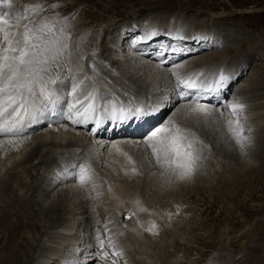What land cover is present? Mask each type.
Returning a JSON list of instances; mask_svg holds the SVG:
<instances>
[{
	"label": "rangeland",
	"instance_id": "obj_1",
	"mask_svg": "<svg viewBox=\"0 0 264 264\" xmlns=\"http://www.w3.org/2000/svg\"><path fill=\"white\" fill-rule=\"evenodd\" d=\"M9 1L19 2L18 7L14 9L21 10L20 12L24 10L23 4H25V2L43 6L44 9L43 11H40L39 9H31L29 16H31L32 19L28 23H23V21L17 23L10 19L9 30L13 32L22 33L24 31L25 24H27L29 27H37L42 22L47 21L55 25L56 33L59 35L61 30L59 23H64L67 21L69 23H78L76 25V30L78 32L76 44L73 45L70 43L72 40L69 41V45H71L64 53V57H61V59L65 61L63 62L61 60L63 63L61 69L63 67L64 68L62 69L61 75H59V77L60 80H67L69 82L67 89L71 88L70 85L72 83H70V81L73 82L72 77H74L76 80H85L83 82L84 88L80 95H83L82 93L86 92V89H88L91 84H95L98 86L99 91L100 89H104L105 91L107 90L109 94L111 93V96L113 92V95L116 94L118 97H120V99L123 100H129L131 98L138 100H144V98L145 100L148 99L149 92L141 91L138 83L135 86V84L133 85V83L127 82L126 79L121 80L123 76L122 72L125 71L124 74L126 76L135 75L136 78H143V87H147L148 81L159 85L160 88L157 89L156 92L159 98H161V96L162 98L166 96V98L177 102V100H175L177 98L175 93H179V91L174 89H177V78L173 75V73H176V75L181 79H185L191 75L195 76V74H197L196 71L198 70L201 73L200 75H205V77H208L207 75L210 76V74H212L210 72L213 70V68L216 70L220 66L222 67L224 65L222 67L223 69L224 67L226 68L224 70L232 69V67H234V70L238 69L240 71L241 68V71H243L235 79L236 81L233 80L230 87L232 90L230 89L225 100H231L229 95L233 98L241 97L242 100L244 99L243 102H241V104L245 105L241 118H244L245 115H249L251 111L253 113L250 115L251 117L245 116L244 120L242 118L245 129L244 135L250 136L251 138L250 144H247L243 151H241L239 146L235 144L234 140L228 136L227 124L228 121L234 120V117L225 113H219V117H221L225 124L223 125L224 127L222 126L224 130H221V125L217 120L212 123V130L215 135L216 148L218 151L214 150V148L210 146V143H206L202 140H199L200 138H196L198 143H196L195 147L200 151L202 158L198 161L197 171L194 173V175H192L189 182L185 180H177L171 175L170 171H166L164 168H161L151 153L137 152L135 155H133L134 161L137 165V171L135 174L128 173V171H126L128 168L122 167L125 165L122 164L123 162L121 160L105 161L104 154L100 152V150H102L101 147L104 148V146H102L103 144L100 146L98 144H94V147H99L98 151L100 153L96 155L97 159L94 162L88 160V157L83 153V148L84 146L89 147L93 145L90 143V139H88L84 146L80 148H71L69 152H65L64 154L59 151L55 156L45 157L40 155L41 161H34H39L38 163L33 162L34 164H24L26 166L30 164V167L28 166L26 168H29L31 171L29 170V172L24 174L21 173V167L18 168L19 170L17 173L20 182L17 185L13 182L12 190L13 194L17 193L16 196H20V188L24 185L25 189L23 190H25V192L28 194L27 197L24 195L25 197L23 199L26 198L25 202L29 204V202L34 198V200L38 203V205H33V210L40 211L41 206L45 208L52 204L53 200L57 199L58 197V193L55 194V191L52 192V190L57 186L58 187L56 188V191H59L62 188L63 191L65 190V194H61L62 197L57 213H53L48 216H40V218L42 217L41 220L43 221L41 224L44 225V228L39 233L41 236L31 234L33 231L34 233L37 232V229L33 228V225L31 224L33 222L31 220L28 222L27 218L22 217V215L20 216L24 208L22 209L20 207H15V210L11 208L8 209L9 217H4L5 219L0 224V254L2 253L1 256L7 255V259H5L7 261L3 260L4 262H2V264H36L40 257H44V255L47 254L46 251L49 250V245L51 247L56 245L59 247V252L63 250L66 256H68L69 253L74 259H77L78 257L79 260L75 259L76 261H73V264H79V262H81V264H97V261L99 264H104L105 260L107 261V264H151L145 260L143 253L138 251L139 249L136 247V245H132V241L129 239L128 233L125 232L127 225L126 223L128 221H121L119 218H117L119 215L114 209V197L115 195L121 196L124 192L132 194L140 201L142 205L141 209H143V211L140 210L137 215H143L147 213L154 214V224L156 223L155 225L157 227L153 233L147 230L148 236L146 235L141 241L144 245L146 244L149 247L151 245V248L155 250V258L159 260V263L156 264H231L232 260V264H236L238 261L242 260L243 257H263V247L259 251L260 254L257 253L253 248L264 245V225H259L260 223L264 224V109H261L262 106L258 105V103L261 101L258 102L255 100V97L261 92L258 91L259 88L264 85V67H262L264 65V52L262 50L264 45V0ZM12 9L10 8L9 10L12 11ZM161 14H165L166 17ZM177 14H182L184 16L182 22L187 26L186 35L188 36V41L192 42L186 45L189 48L185 46V49L188 48L191 50L193 47L196 48L198 43L201 41H203L201 42L203 47L207 46V50L205 51L206 53L204 52L197 56L200 57L207 55L212 53V51H222L225 55H227L224 50V46L226 48H239L241 45L240 43L243 41L244 43L242 49L247 53L244 51H233V53L231 52L226 58V62H223V60L220 59L219 62L215 61L213 64L208 63L201 66H194V64H187L185 61H181V64L172 63L167 65V67L166 64H162V61L158 59L153 60L150 57L140 58V56L137 54V51L130 48L131 45L130 47L123 45L118 50H116V48L112 47L111 45L113 42L112 40H114L113 38L119 32L118 27L116 28L117 24L119 25L125 21L129 23L135 19L144 17V15H152L154 18L151 19L156 21L159 20L162 22V20L166 21L168 19V22H170L173 18L172 16ZM156 24L162 27L164 26L162 23L157 22ZM64 33L67 35L68 32L64 30ZM198 35L202 37L200 38V41H195L197 39L196 36ZM132 37V40L136 39L134 38V35H132ZM205 37L208 39V42L204 41ZM239 39L242 42L239 41V43L236 41ZM257 42L258 45L256 44ZM87 46L90 47L87 48ZM129 49L134 51V55ZM69 52L71 55H73V58L76 57V61L71 64L67 62V55ZM99 54H102L100 60H98ZM247 55H253L251 58L252 60L246 61ZM104 56H106V58H109L110 56L112 59H117L121 56V58L118 59L120 63L118 62L119 64L117 63L116 66L112 65L102 59ZM132 56L139 57L138 59L141 61L135 59V63L137 64L131 66L130 64L133 63L134 60V57L132 58ZM84 59L87 64L84 62ZM124 60H129L131 63L129 64V62L126 61L123 62ZM137 60L141 63H139ZM73 64L77 68L78 66H81L83 68L82 71L77 70V73H74L75 67ZM96 64H104L103 66L107 69V72L105 73L101 70V67L103 66L99 67ZM184 64L187 65L185 66ZM190 66L191 69L188 70ZM192 67L196 70H192ZM72 68L74 69L71 70ZM185 68H187L186 71L189 73H186ZM53 70H55V66H53ZM164 72H166L167 75L166 73L164 74ZM85 75L90 78L91 82L88 79H83ZM82 76L83 78H81ZM167 78L168 80H164ZM111 82L114 83L112 84ZM126 82L129 84V86ZM242 88H244V90L252 88L251 90L253 91H250L248 95L246 94L247 91L240 95H236V93L233 92L241 90ZM164 91L165 93L167 92L166 94L171 98L167 97V95L163 93ZM66 95H69L67 100L69 99L68 102L71 103L73 97H71L70 92H66ZM157 95L156 97H158ZM222 101L223 99L214 105V108H216L217 111L226 110V104ZM187 102H191L193 104L197 101L192 99L184 100V103ZM180 104L181 102L175 103L176 108ZM108 105L109 104L107 103V108ZM124 107L126 108L127 105ZM129 107L131 108L134 106L129 105ZM175 109L174 107L170 108L168 111L169 113L164 115L159 121V126L165 123V120H168L171 115H174ZM246 117H249V121ZM208 119L212 120L211 118ZM69 122L70 121L67 119L64 120V125L67 126L68 129H71L72 125ZM168 123L172 125L176 124V122H172V120H169ZM47 126L53 125H43L39 127L38 130L44 127L51 128ZM66 129H63L62 133L57 137L58 141L62 140L63 136H65V138L68 140L74 138L73 134L65 131ZM91 129L92 126L89 129L72 128L74 132H79V134L82 132L86 133L87 135ZM38 130L35 129V133ZM54 132L56 131L54 130ZM1 137L15 140V138H20L21 136H17L15 138L8 136H0V138ZM119 138L122 137L119 136ZM124 138L127 139L128 137L125 136ZM113 140L115 141L116 139ZM113 140L105 138L104 143L106 144L108 141ZM11 145L12 144H6V146L4 145L5 147H0V170L2 172H5L7 169H9V167H11V165H13L15 158L18 157L17 159L20 160L22 156H24L18 155L19 153H17L18 156L16 155L13 159H11L12 157L9 156H13L16 144H13L12 146ZM58 150L68 151L60 148H58ZM75 154H77V156H75ZM8 157L10 161H5V159ZM66 162H68L69 165L71 162H73V164L76 162L77 164L81 165L78 173L83 169H87L90 172L88 173L90 178L83 186H81L79 182L76 184L73 179H70L69 182L61 180V182H59V180L56 179L54 182L49 183L50 180H54L51 178V176L56 175V173L60 174V172L57 171H59L60 166H65ZM74 172L75 171H72L71 175H73ZM74 175H76V172ZM4 177L5 176H2L1 173L0 180ZM30 181H32V183ZM47 184L51 185L49 186ZM52 184L53 188H50ZM68 187L71 188L67 189ZM47 191L48 194L46 195L45 193ZM3 194H5V191ZM29 197L31 200H29ZM13 198L15 199V197ZM13 198L10 199L13 200ZM11 200L7 202L6 198H4L0 192V201L2 202L0 207L4 206V203L9 207ZM125 207L128 208V205ZM154 211L159 213H152ZM18 213L19 215L17 216ZM155 214L158 216H155ZM2 218V213H0V220ZM14 219H16V221H14ZM24 220H27V222ZM163 222L165 224L167 222L168 225H165ZM21 226L25 228H22ZM247 233L249 234L246 237ZM56 234H58V236ZM60 234L62 235L59 236ZM73 235L77 236L74 237ZM81 235L82 237H80ZM68 237L74 238L72 239L75 246L74 248H76V246L79 244V251L70 250L72 249L70 242L71 239ZM97 237H100V239L104 241L105 247L103 254H101ZM26 238L29 239L30 242L25 243L23 240ZM55 240L62 241L61 243L63 245L61 243L57 244L59 241L56 242ZM51 241H55V244ZM30 243L32 244V250H28L29 257H25V255L22 254L25 249L23 245L26 246ZM59 245H62L63 249ZM112 245H115V247ZM12 246H14V248L11 250ZM20 247L23 251H21V249L18 250ZM111 249H114L115 251H112ZM69 250L72 252H69ZM81 250H84L86 253L81 252ZM63 251L61 253H63ZM115 252H120L121 255L116 256L113 254ZM24 257L26 259H24ZM8 258H12L13 260ZM256 258L251 260V264H256ZM59 260V258H55L54 256V258L52 257L48 264H53V262L54 264H57V262L58 264H62L61 260ZM68 263L72 264V262Z\"/></svg>",
	"mask_w": 264,
	"mask_h": 264
},
{
	"label": "bare ground",
	"instance_id": "obj_2",
	"mask_svg": "<svg viewBox=\"0 0 264 264\" xmlns=\"http://www.w3.org/2000/svg\"><path fill=\"white\" fill-rule=\"evenodd\" d=\"M40 2V1H39ZM53 2V1H52ZM18 3L19 2H10L9 0H7V2H5V0H0V15L4 14V13H7V15L5 16L6 19L10 20L12 19V21H15L17 22V17H20V20H19V23L21 21H23V23H28L32 17L29 16V14L31 13V9H37L35 7H32V6H35L37 4H31L30 2H25V4H23V7H24V10L22 12H20L21 10H16L14 8H17L18 7ZM49 3V2H48ZM144 3V2H143ZM155 3V2H154ZM22 5V4H21ZM12 9L9 10V9ZM10 11V12H9ZM157 12V11H156ZM200 14V13H198ZM36 15V14H35ZM161 15H164L165 14H161ZM163 16V17H164ZM195 16V15H193ZM201 16V15H200ZM26 17V18H25ZM162 17V16H161ZM166 17V16H165ZM168 17V16H167ZM173 18L169 19L170 22H168V19L165 21V20H162V22H160L157 18L158 21L156 20H153L151 18H154V16H146L144 15V17L142 18H139V19H135L134 21L132 22H122L121 24H117L116 28L118 27L119 29V32L116 34V36L113 38L114 40H112V47L116 48V50H118L121 46H126V47H131L130 48H134L136 49L138 52V56H140V58H143V57H150V56H141V52L142 51H145L146 49H149L150 50V55H157L158 56V59L162 60V61H165L166 59H168V57H172V56H176L177 55V51H179V54L178 56H176V59L173 61H165L166 63V66L169 65V64H181L180 62L181 61H185L187 64H194V66H201V65H205V64H208V63H212L215 62V61H218L221 59L223 60V62H226V58L229 56V54L233 51L234 52H237V51H244L246 52L245 50H243V43L244 41H240L239 40H236L237 42H242L240 43V47H234V48H230V47H225L224 46V50L225 52L227 53V55L224 54V52L222 51H216V52H213L212 53H209L207 55H203V56H197V55H201L202 53H204L206 50H207V46L206 47H203L201 44V41L200 43H198V46H197V43H196V48L193 47L191 50L188 49L189 47L186 46L188 45L189 43H192L191 41L189 42L188 41V36L186 35L187 34V26L185 23L182 22L184 16L182 14H177V15H174L172 16ZM156 18V17H155ZM202 18V17H201ZM212 18V17H211ZM232 18H235V17H232ZM63 19V18H62ZM162 19V18H161ZM227 20V19H226ZM90 21V20H89ZM162 23L164 24V26H159L157 25L156 23ZM200 22V21H199ZM207 22V21H206ZM62 23V22H61ZM59 23L60 27L63 28L66 32H68L67 34H70L71 35V40L72 42H70L71 44L75 45L76 44V40H77V35H78V32H77V24L76 22L75 23H69L68 21L67 22H64V23ZM87 23V22H86ZM169 23V24H168ZM168 24V25H167ZM101 25V24H100ZM200 26V25H199ZM100 27V26H99ZM107 31V30H106ZM131 34V35H130ZM206 34V33H205ZM132 35H134V38H136L135 40H132ZM183 35V37L180 39L179 37H181ZM223 35V34H222ZM197 39L195 41H200V38L202 36H196ZM95 38V37H94ZM194 38V37H193ZM236 39V38H235ZM210 40V38H209ZM212 40V39H211ZM232 40V39H231ZM83 41V40H82ZM206 42H208V39H206L205 37V40ZM220 41V39H219ZM142 42H147V45L144 46ZM204 42V43H206ZM215 42V41H214ZM105 43V42H104ZM125 43V44H124ZM195 43V42H194ZM210 43V42H209ZM208 43V44H209ZM213 43V42H212ZM70 44V45H71ZM215 44V43H214ZM229 44V43H228ZM254 44V43H253ZM258 45V42L256 43ZM255 44V45H256ZM263 44V43H262ZM72 45V46H73ZM89 45V44H88ZM110 45V46H111ZM221 45V44H220ZM246 45V44H245ZM256 45V46H257ZM261 45V44H259ZM185 46L188 47L187 49H185ZM192 46V45H191ZM202 46V47H201ZM90 46H87V48H89ZM212 47V46H211ZM132 48V49H133ZM195 48V49H194ZM209 48V47H208ZM258 48V47H257ZM261 48V46H260ZM105 50V49H104ZM131 50V49H129ZM262 50L264 52V45L262 47ZM72 51V50H70ZM115 51V50H114ZM132 51V50H131ZM252 51V50H251ZM250 51V52H251ZM122 52V51H120ZM134 51H132L133 53ZM262 52V51H261ZM112 53V52H111ZM206 53V52H205ZM247 53V52H246ZM118 54V52H117ZM128 54V53H126ZM100 55V56H99ZM98 55V60H100L102 54H99ZM116 55V54H115ZM123 55V53H122ZM134 55V53H133ZM137 55V54H136ZM125 56V55H124ZM194 56H197V57H194ZM253 55H247V58H246V61H250L252 60ZM64 57V56H62ZM92 57V56H91ZM118 57V56H116ZM127 57V55H126ZM134 56H132L133 58ZM76 58V57H75ZM75 58H73V55H70L69 54L67 55V62L68 63H73L75 60ZM87 58V57H86ZM94 58V57H93ZM121 58V56L119 57ZM119 58H113L112 57L110 58H106V56L102 57L103 60H105L106 62L112 64V65H115L120 61H118ZM139 57H134L133 59V63L126 61L124 60L123 62H129V64L131 66H133L134 64H137L135 63L136 60L135 59H138ZM60 58L59 60V63H60V68L59 69H56L55 70H52L51 72V76L52 77H55L57 75V73L59 75H61V72H62V61L64 62L65 60H62ZM123 60V58H122ZM140 60V59H138ZM137 60V61H138ZM150 60V59H149ZM154 60V59H153ZM264 60V59H263ZM130 61H131V58H130ZM141 61V60H140ZM140 61H138L139 63H141ZM146 61V59H145ZM144 61V62H145ZM151 61V60H150ZM84 62H85V59H84ZM104 62V63H106ZM231 62V61H229ZM235 62V61H234ZM86 63V62H85ZM118 63V64H119ZM147 63V62H146ZM150 63V62H149ZM155 63V61H154ZM159 63V62H158ZM238 63V62H237ZM240 63V62H239ZM87 64V63H86ZM122 64V63H121ZM126 64V63H125ZM148 64V63H147ZM187 64H184L185 66ZM217 64V63H216ZM230 64V63H229ZM74 65V64H73ZM72 65V66H73ZM98 65V64H96ZM104 65V64H103ZM103 65H98L99 67L103 66ZM124 65V64H123ZM150 65V64H149ZM235 65V64H234ZM246 65V64H245ZM87 66V65H86ZM107 66V65H106ZM138 66V65H137ZM144 66V64H143ZM224 66V65H223ZM222 66V67H223ZM229 66V65H228ZM66 67V66H65ZM75 67V65H74ZM98 67V68H99ZM109 67V66H108ZM120 67H123V66H120ZM129 67V66H128ZM168 67V66H167ZM221 66L219 68H217V65H216V70L213 68V70L210 72V73H216L217 76H220L221 73H223L224 75L228 76L229 79L226 81V83L220 87L219 89H216L214 88L213 90L211 91H201V94H203V96H200L199 98L197 97H194V95L192 93H188L187 95H184L183 98H182V93L183 92H180L181 88H174L176 91H179V93H175L177 95V98L175 100H177V102L173 101L172 99H168L165 97L162 98H159V96L157 95V89L160 88L159 85H157L156 83L154 82H151V81H148V85L147 87H143V84H142V81H143V78H136L135 75L134 76H126L123 73V76H122V79L121 80H127V82L129 83H133V85L135 84V86L137 85L138 83V86H140V89L141 91H145V92H149V98L145 100H138V99H135V98H131L129 100H123V99H120V97H118L116 94L113 95V92H112V96H111V93L109 94L108 91L106 90H102L100 89V91L98 90V86H96L95 84H91L89 86L88 89H86L87 91H91V92H94L96 94L97 97H103V99H98L96 101L97 105H98V109L99 108H103L102 106L104 104H109L108 105V108H110V106H112L113 104L117 105V107L120 105H128L130 103H133V101H136L135 102V106H140V107H144V106H148V107H152V108H158V111H156L154 114L152 115H147L145 116L144 118L142 119H132V120H128L127 122L125 123H122V124H116V123H110L109 120L104 117V118H100L102 120V124L98 127L96 126L94 120H93V124H94V129L93 131L88 132V135L86 133H80L79 132H74L72 130V128H82V129H88V127L90 125H87V124H84V123H81V124H75L74 125L72 124L71 126V129H68L67 126L64 125V120L63 118H61V116L59 115V109L60 107L62 106V102L65 98L66 95V92H62L61 93V96L59 98V102L57 103L56 105V112L55 114H52V113H46L42 116H40L37 120L33 121L32 124L30 126H26L24 127L22 130H21V134L19 136H21L20 138H15L14 139H11V138H0V147L1 146H6V144H16V148L14 150V154L13 156H9V157H12L11 159H13L17 153H19L18 155H24L22 156V158L19 160L17 158L14 159V162H13V165H11V167H9V169H7L5 172H2L0 170V174L2 173V176H5L3 179L0 180V192L2 193L3 197L6 198V201H10L11 199L10 198H13L15 197V199L13 198V200H11V204L10 206L8 207L7 205H5L4 203V206H1L0 207V213H2V219L0 220V224L1 222L6 218V217H9V212H8V209L11 208V209H14L15 207H20V208H24L23 209V212L20 214V216L22 215V217H25L27 218L28 222L29 220H31L33 223H31L33 225V228L37 229V232L34 233L31 232V234H35V235H38V236H41L39 233L40 231H42V229L44 228V225L41 224V222H43L40 218V216H48V215H51V214H55L58 212V206L60 204V200H61V197H62V193H64V191L62 190H57L56 191V187L55 189L52 190L55 191L54 193L57 194L58 193V197L57 199H54L53 200V203L48 205L47 207L43 208L42 206L40 207V211H36V210H33V205H38V203L34 200H31V198L29 200H31L28 203H26V198L23 199L25 196L27 197L28 194L25 192V186H21L20 190H21V193L19 194L20 196H16V194L14 195L13 194V188H12V183L14 182L16 185L20 182L19 181V177H18V168L21 167V173H26V172H29V168H26L28 167L31 163H33L34 161L36 160H39L41 161V156L40 155H43L45 157H49V156H55L57 154V152L61 151V153H65V152H69V150L71 148H80L82 146H84V144L86 143V141L88 139H90V143H92L91 145L92 146H89V147H85L83 148V153L85 154V156L88 157V160H91V161H95L97 158L96 155H98L100 152H102L104 154V157H105V161H113V160H121L125 166H122V167H127L128 169L126 171H128V173L130 174H135L133 173L132 169L135 168L136 171H137V165L134 161V156L135 153L137 152H140V153H151V150L147 147V145L144 143V140L150 135V133L155 130L158 126H159V121L161 120V118L166 115L167 113H169L168 111L170 110V108L174 107V109L176 108V105L175 103H178V102H181V104L179 106H177V108L175 109V113L174 115H171L169 117L168 120H165V123L161 124L160 127H163V126H168V127H172L171 125L172 124H169L168 121L172 120V122H176V126L181 128L184 132H186L188 134V136L191 138V137H195L199 140H202L206 143H210V146H212L214 148V150H217L216 148V142H215V135H214V132L212 130V123H214L216 120L218 121V123L221 125V130H224L223 129V125L224 122L222 121L221 117H219V113H225L227 114L229 112V109H228V105L233 103V102H238V103H241L243 102V100L241 99V97H236V98H233V97H230L229 95V98L228 99L229 101H226L225 98L227 97V95L229 94V91H230V87H231V84L233 82V80H235L239 74H241L243 71H241L242 69L240 68V71L237 69V70H234L232 67V69H228V70H224L226 69L224 67V69L222 68ZM245 67V66H244ZM264 67V65L262 66ZM125 68V67H124ZM123 68V69H124ZM127 68V67H126ZM131 68V67H130ZM144 68V67H143ZM141 68V69H143ZM153 68V67H152ZM202 68V67H200ZM222 68V69H221ZM68 69V68H67ZM74 68H72L71 70H73ZM82 67L78 66L75 67V71L74 73L76 72L77 73V70L78 71H82ZM120 69V68H119ZM150 69V68H149ZM157 69V68H156ZM159 69V68H158ZM165 69V68H164ZM191 69V66L188 70ZM195 69L192 67V70ZM245 69V68H244ZM69 70V69H68ZM101 70L103 72H107V69L103 66L101 67ZM139 70V69H138ZM151 70V69H150ZM163 70V69H161ZM168 70V69H167ZM187 70V68H185V71ZM196 70V69H195ZM65 71V70H64ZM141 71V70H140ZM146 71V70H145ZM183 71V70H182ZM86 72V71H85ZM168 72V71H166ZM164 72V74L166 73ZM180 72V71H179ZM198 75V70L196 71ZM195 72V73H196ZM66 73V72H65ZM64 73V74H65ZM72 73V72H71ZM104 73V74H105ZM119 73V72H118ZM121 73V74H122ZM185 73V72H184ZM186 73H189L188 71H186ZM193 73V72H192ZM200 73V72H199ZM63 74V75H64ZM135 74V73H133ZM201 74V73H200ZM167 75V73H166ZM146 76V75H145ZM194 76V77H195ZM63 77V76H62ZM66 77V76H65ZM72 77V76H71ZM165 77V76H163ZM167 77V76H166ZM188 77V76H187ZM73 78V77H72ZM83 78V76L81 77ZM124 78V79H123ZM207 79V81L210 79V76L209 77H205ZM65 79V78H64ZM68 79V78H67ZM83 79H88L90 81V78L85 75ZM95 79V78H94ZM170 79V78H169ZM82 80V79H81ZM105 80V79H104ZM115 80V79H114ZM145 80V79H144ZM152 80V79H151ZM164 80H168L167 79H164ZM175 80V79H174ZM240 80V79H239ZM65 81V82H64ZM60 80L58 81V86L62 87V88H65L67 89L68 88V81L67 80ZM85 81V80H84ZM83 81V82H84ZM108 81V80H107ZM112 81V80H111ZM171 81V80H170ZM176 81V80H175ZM211 81V83H213L212 81L213 80H209ZM236 81V80H235ZM91 82V81H90ZM98 82V81H97ZM126 82V83H127ZM70 83H73L70 81ZM112 84L114 82H111ZM120 83V81H119ZM210 83V82H209ZM111 84V85H112ZM122 84V83H121ZM234 84V83H233ZM263 84H264V78H263ZM72 85V84H71ZM70 85V86H71ZM87 85V84H86ZM85 85V86H86ZM109 85V84H108ZM127 85L129 86V84L127 83ZM161 85V84H160ZM50 87H56L54 85H49ZM101 86V85H100ZM122 86V85H121ZM162 86V85H161ZM132 87V86H131ZM260 87V86H259ZM116 88V87H115ZM123 89H125L124 87H122ZM135 88V87H133ZM150 88V89H149ZM119 89V88H118ZM149 89V90H148ZM171 89V88H170ZM249 89V88H248ZM244 90V88H242L241 90H237V91H233L234 93H236V95H240L242 93H245L247 91V95L250 91H253L251 89L249 90ZM129 90V89H128ZM132 90V89H131ZM134 90V89H133ZM174 90V92H175ZM232 90V89H231ZM99 91V92H98ZM117 91V90H116ZM121 91V90H120ZM130 91V90H129ZM167 91V90H166ZM169 91V90H168ZM260 93L255 97L256 101H261L260 103H258V105H261V109H264V85L259 88L258 90ZM118 92V91H117ZM172 92V91H171ZM133 93V92H132ZM165 93V91L163 92ZM167 93V92H166ZM165 93V94H166ZM173 93V92H172ZM233 93V94H234ZM68 94V93H67ZM83 95L85 94L82 93ZM134 94V93H133ZM132 94V95H133ZM205 94V95H204ZM210 96V97H206L207 95ZM231 94V92H230ZM120 95V94H119ZM144 95V94H143ZM147 95V94H145ZM156 95L158 97H156ZM167 95V94H166ZM174 95V94H173ZM245 95V94H244ZM69 96V95H68ZM67 96V98H68ZM110 96V97H109ZM124 96V95H123ZM172 96V95H171ZM243 96V95H242ZM246 96V95H245ZM72 97V96H71ZM137 97V96H136ZM167 97L171 98L170 96L167 95ZM173 98V96H172ZM245 98V97H244ZM253 98V97H252ZM187 99H192V100H195L198 102H201L200 104L202 105H205L207 106L211 111L209 112V114L207 115H204L201 113H198V112H194L192 111L194 108H196V103H184V100H187ZM221 99H223V103L226 104V110H222V111H217L216 108H214V105H216ZM248 99V98H246ZM69 100V99H68ZM160 100V101H159ZM235 100V101H234ZM231 101V102H230ZM252 101V100H250ZM254 101V99H253ZM252 101V102H253ZM228 104H227V103ZM248 102V101H247ZM102 105V106H101ZM244 105V104H243ZM256 105V106H258ZM106 106V105H105ZM225 107V106H224ZM126 108H130L129 105L126 107ZM258 109V108H257ZM219 110V109H218ZM106 113V112H105ZM252 111L249 113V115H245V116H250L252 115ZM248 114V113H247ZM228 115V114H227ZM226 115V116H227ZM242 115V114H241ZM106 116V115H105ZM244 116V118H245ZM205 117V118H204ZM251 117V116H250ZM208 118H211L212 120H209ZM243 118V117H242ZM243 118V120H244ZM247 118V117H246ZM249 118V117H248ZM247 118V120L249 121V119ZM246 120V122H247ZM245 122V121H244ZM262 122V121H261ZM171 123V122H170ZM258 123V122H257ZM114 124V125H113ZM43 125H53V126H47V127H51V128H41L38 130L39 127L43 126ZM141 126L139 129H137L132 135H128V134H124L127 132V130L131 129V128H135V127H139ZM223 126V127H222ZM67 129H66V128ZM216 127V126H215ZM107 128L111 129L113 128V130L116 129V131H118L119 133H122V135H120L122 138H119L116 137V135H113L111 134V136H108L107 134L105 135V133L107 132ZM38 130L35 131L34 130ZM63 129H66L65 131L67 132H70L71 134H73L74 138H71V139H66L65 136H63V139L58 141L57 140V137L62 133V130ZM54 130L56 132H54ZM113 130L111 131L113 133ZM34 131V132H33ZM109 131V130H108ZM31 132V133H30ZM220 132V131H219ZM27 133V134H26ZM69 133V134H70ZM224 133V132H223ZM66 134V133H65ZM125 136H127L128 138H124ZM229 136V134H228ZM84 137V138H83ZM144 137V138H142ZM105 138H108V139H116L115 141H108V143H104V140ZM102 139V140H101ZM94 144L95 145H101L103 144L102 146H104V148L101 147L102 150H100V152L98 151L99 147L98 146H95L94 147ZM11 145V146H12ZM4 146V147H5ZM14 147V146H13ZM2 148V147H1ZM58 148L60 149H64V150H68V151H62V150H58ZM4 149V148H3ZM105 149V150H104ZM78 150V149H77ZM148 151V152H147ZM218 151V150H217ZM10 153V152H9ZM70 154V153H69ZM17 155V156H18ZM75 156H77V154H75ZM6 158L5 161H10V159ZM20 157V156H19ZM69 157V156H68ZM103 157V159H104ZM19 160V161H18ZM39 161L37 162H34V163H38ZM75 161V160H74ZM119 162V161H118ZM134 162V163H133ZM9 163V162H8ZM26 163H30L28 166L24 165ZM33 163V164H34ZM7 164V163H6ZM72 164V165H71ZM10 165V164H9ZM80 166L79 164H77L76 162L73 164V162L70 163V165L68 164V162H66L65 166L62 165V167L60 166L59 167V171L57 172H60V174L56 173V175L54 176H51L52 179H54L53 181L50 180L49 183L51 182H54L56 179L59 180V182L61 181H66V182H69L70 179H73L76 184L79 182V176L81 174V171L78 173V170L80 169ZM30 167V166H29ZM113 167V166H112ZM3 168V167H2ZM32 168V166H31ZM89 169V168H88ZM125 169V168H124ZM61 170V171H60ZM31 171V170H30ZM72 171H75L76 172V175H71L72 174ZM135 171V172H136ZM20 172V171H19ZM88 173H90L88 170H87ZM20 173V174H21ZM93 173V172H92ZM89 176V174H88ZM26 178V177H25ZM50 179V178H49ZM47 179V180H49ZM76 179V180H75ZM29 180V179H28ZM35 180V179H34ZM33 180V181H34ZM61 180V181H60ZM190 178L189 179H186L185 181L189 182ZM73 181V182H74ZM22 182V181H21ZM32 183V181H30ZM36 183V182H34ZM23 184V183H22ZM38 184V183H37ZM71 184V183H70ZM70 184H67V185H70ZM36 185V184H34ZM39 185V184H38ZM49 185V184H47ZM51 185V184H50ZM49 185V186H50ZM59 185V184H58ZM66 185V186H67ZM28 187V186H27ZM33 187V186H31ZM72 187V186H71ZM71 187H68L67 189H70ZM36 188V187H35ZM42 188V187H40ZM50 188H53V184ZM76 188V187H75ZM78 188V187H77ZM17 189V188H16ZM60 189V188H59ZM66 189V188H65ZM19 190V191H20ZM32 190V189H31ZM44 190V189H43ZM5 191V194H3V192ZM40 191V189H39ZM72 191V190H71ZM74 191V190H73ZM124 191V190H123ZM129 191V190H128ZM24 192V193H23ZM45 192V191H44ZM134 192V191H133ZM120 193V192H119ZM13 194V195H12ZM46 195L48 194V191L45 193ZM65 194V193H64ZM25 195V196H24ZM31 195V194H30ZM44 195V194H43ZM54 195V194H53ZM34 196V195H33ZM138 197V196H137ZM2 198V197H1ZM3 199V198H2ZM4 201V200H2ZM137 201L139 203H137ZM39 202V201H38ZM2 202L0 201V204ZM7 204V203H6ZM9 204V203H8ZM2 205V204H1ZM13 205V206H12ZM128 205V208L125 207ZM25 206V207H24ZM141 203L140 201L138 200V198H136L135 196H133L132 194L130 193H127V192H124L121 196H117L115 195L114 197V209L116 210L115 212L119 215V220L121 221H128L126 224V231L128 233V237L129 239L132 241V245L135 244L136 247L139 249L138 251H140L141 253H143V256L145 257V260L151 264H156V263H159V260L155 258V250L151 248V245L150 247L147 246L146 244H142V239L147 235L148 236V228H151V226L154 224L155 222V217L153 216L154 214H143V215H137V213L141 210ZM16 208V209H18ZM210 208V207H208ZM129 211H128V210ZM206 209V208H205ZM15 210V209H14ZM13 210V211H14ZM21 211V209H20ZM16 212V211H15ZM19 212V211H18ZM13 213V212H12ZM152 213H159L157 211H154ZM163 213V212H162ZM10 214H11V211H10ZM15 214V213H14ZM19 215V213L17 214V216ZM15 216V215H14ZM155 216H158L155 214ZM5 217V218H4ZM15 218V217H14ZM157 218V217H156ZM88 219V218H87ZM10 220V218H9ZM19 220V219H18ZM23 220V219H22ZM27 220H24L27 222ZM45 220V219H44ZM49 220V219H48ZM51 220V218H50ZM89 220V219H88ZM159 220V219H158ZM13 221V220H12ZM14 221H16V219H14ZM10 222V221H9ZM25 222V223H26ZM59 222V221H58ZM85 222V221H84ZM8 223V222H7ZM13 223V222H12ZM39 223V224H38ZM53 223V222H52ZM164 223V222H163ZM15 224V223H14ZM46 224V223H45ZM156 224V223H155ZM158 224V223H157ZM165 224V223H164ZM167 224V222H166ZM165 224V225H166ZM6 225V223H5ZM20 225V224H18ZM24 225V224H23ZM125 225V224H124ZM168 225V224H167ZM170 225V224H169ZM260 226H263L264 224L263 223H260L259 224ZM9 226V225H8ZM15 226V225H14ZM27 226V225H26ZM81 226V225H80ZM20 227V226H19ZM22 227V226H21ZM32 227V226H31ZM42 227V228H41ZM157 227V226H156ZM16 228V227H15ZM22 228H25V227H22ZM21 228V229H22ZM27 228V227H26ZM89 228V227H88ZM146 228V229H145ZM261 229L263 228L260 227ZM17 229V228H16ZM29 229V228H27ZM80 229V228H78ZM124 229V230H125ZM3 230V229H2ZM1 230V231H2ZM84 230V229H83ZM257 230V229H255ZM7 231V230H6ZM29 231H32V230H29ZM36 231V230H35ZM44 231V230H43ZM164 231V230H163ZM263 231V230H262ZM18 232V231H17ZM27 232V231H26ZM8 233V232H6ZM19 233V232H18ZM153 233V232H152ZM255 233V232H253ZM59 234V233H58ZM58 234H56L58 236ZM249 233L246 234V237L248 236ZM257 234V233H256ZM1 235V234H0ZM52 235V234H51ZM62 234H60L59 236H61ZM55 236V235H54ZM53 236V237H54ZM74 236V235H73ZM77 235H75L74 237H76ZM151 236V234H150ZM8 237V236H7ZM11 237V236H10ZM16 237V236H15ZM52 237V236H51ZM64 237V236H62ZM66 237V236H65ZM82 237V235L80 236ZM117 237H120V236H117ZM245 237V238H246ZM4 238V237H3ZM25 238V237H24ZM57 238V237H56ZM59 238V237H58ZM67 238V237H66ZM69 239H74V238H71V237H68ZM78 238V237H77ZM207 238V237H206ZM27 239V238H26ZM24 239L23 241L26 243V242H30L29 239ZM61 239V238H60ZM79 239V238H78ZM5 240V239H4ZM16 240V238H15ZM53 240V239H52ZM68 240V239H66ZM71 248L70 250H74V251H79L78 249H80L79 247V244L76 246V248H74V242L73 240L71 241ZM80 240V239H79ZM83 240V239H82ZM81 240V241H82ZM86 240V239H85ZM14 241V240H12ZM56 241V240H55ZM55 241L54 244H55ZM59 241V240H58ZM56 241V242H58ZM69 241V240H68ZM129 241V240H128ZM52 242V241H51ZM52 242V243H53ZM62 241H59L57 244L61 243ZM73 242V243H72ZM78 242V241H77ZM207 242V241H206ZM3 243V242H2ZM15 243V242H14ZM64 243V242H63ZM10 244V243H9ZM19 244V243H18ZM62 244V243H61ZM65 244V243H64ZM68 244V243H67ZM87 244V243H86ZM149 244V243H148ZM154 244V243H153ZM152 244V245H153ZM235 244V243H234ZM23 245V244H22ZM31 243L29 245H23V247H25V250L24 251L21 249V247L18 249L21 251H23V255H25V257H29V252L28 250L31 249ZM53 245V244H51ZM63 245V244H62ZM62 245L60 247H62ZM81 245V244H80ZM93 245V244H92ZM209 245V244H208ZM88 246V245H87ZM17 247V246H16ZM56 247V248H54ZM69 247V246H68ZM119 247V246H118ZM156 247V246H155ZM158 247V246H157ZM264 248V245L263 246H258L256 248H253L256 250L257 253H259V251L261 250V248ZM6 248V247H5ZM14 248V246L11 247V250ZM18 248V247H17ZM66 248V247H65ZM135 248V246H134ZM59 247H57L56 245H54L53 247H51L49 245V250L46 251V255H44V257H40L38 259V261L36 262V264H48L49 261L51 260V258L55 256V258H59L61 260V263L62 264H69L68 262H72L73 264V261H76V260H79L78 257L77 259L75 260L74 258H72V256L68 253V256L65 255L64 251L63 253L59 252ZM63 249V247H62ZM119 249V248H118ZM247 249V248H246ZM252 249V247H251ZM10 250V251H11ZM32 250V249H31ZM68 250V249H67ZM69 252H72L70 251ZM112 250V249H111ZM120 250V249H119ZM20 251V252H21ZM87 251V250H86ZM112 251H115L114 249ZM19 252V254H20ZM81 252H85L84 250H81ZM110 252V251H109ZM86 253V252H85ZM88 253V252H87ZM247 253V252H246ZM251 253V252H250ZM254 253V252H253ZM2 254V253H1ZM0 254V264H2V262H4L3 260L7 259L5 255H2L1 256ZM10 254V253H9ZM42 254V253H41ZM45 254V252H44ZM74 254V253H72ZM260 254V253H259ZM202 255V254H201ZM258 255V254H257ZM10 256V255H9ZM13 256V255H12ZM16 256V255H15ZM42 256V255H40ZM77 256V255H76ZM75 256V257H76ZM79 256V255H78ZM83 256V255H82ZM24 257V259H26ZM112 257V256H111ZM233 257V256H231ZM229 257V258H231ZM20 258V257H19ZM72 258V259H71ZM83 258V257H82ZM105 258V256H104ZM256 257L254 256H250V257H243L242 260L238 261L236 264H248L250 263L251 264V260L254 259ZM8 259H12V258H8ZM257 259V262L256 264H264V255L263 257H259V258H256ZM13 260V259H12ZM59 260V261H60ZM110 260V259H109ZM7 261V260H5ZM10 261V260H9ZM35 261V260H34ZM53 261V260H52ZM51 261V262H52ZM58 261V260H57ZM231 261V260H230ZM85 262V261H84ZM110 262V261H109ZM13 263V262H12ZM31 263V262H30ZM88 263V262H87ZM233 263V260L231 262V264ZM19 264V263H18ZM54 264V262H53ZM58 264V262H57ZM60 264V263H59ZM77 264V263H75ZM79 264H81V262H79ZM216 264V263H215ZM221 264V263H219ZM230 264V263H229Z\"/></svg>",
	"mask_w": 264,
	"mask_h": 264
},
{
	"label": "snow or ice",
	"instance_id": "obj_3",
	"mask_svg": "<svg viewBox=\"0 0 264 264\" xmlns=\"http://www.w3.org/2000/svg\"><path fill=\"white\" fill-rule=\"evenodd\" d=\"M32 7L40 11L44 10L40 5ZM6 15L7 13L0 15V136L15 138L21 134L24 127L30 126L40 116L49 112L55 114L62 92H70L73 97L71 103L68 102L67 96L62 102L59 114L63 119L75 124H87L94 120L99 127L102 120L96 116L98 111L96 101L102 100L103 97H97L91 91L80 95L84 88L82 80L73 77L71 88L65 89L58 86L60 80L58 73L55 77L50 75L53 66L56 69L60 68L59 60L70 47L71 35H65L63 28L58 35L55 25L47 21L37 27H29L25 24L22 33L13 32L9 30L10 21L5 19ZM19 20L20 17H17V23ZM173 75L177 78V84L185 90L194 91L201 87L192 77L181 79L176 73ZM228 79V76L221 73L219 79L214 82L215 88L222 87ZM203 87L206 91L212 90L206 85ZM187 94V92L182 93V98ZM227 107L229 109L227 114L234 117V120L228 121V134L243 151L251 142L250 136L244 135L245 129L241 118L245 105L233 102ZM156 111L158 108L148 106L125 108L123 105L117 107L113 104L106 110V118L110 123L122 124L128 120L142 119ZM192 111L207 115L211 110L197 100L196 108ZM144 143L151 150V155L156 159L157 164L170 171L177 180L189 179L197 171L198 161L202 158L200 151L195 147L198 141L194 136L190 138L175 124L172 127L158 126ZM132 171L135 173L136 169L133 168ZM89 178L87 169H83L79 176L80 185L83 186ZM155 228L156 225L153 224L148 230L154 232ZM97 239L103 254L104 241L100 237ZM113 254L121 255L120 252ZM104 264H107L106 260Z\"/></svg>",
	"mask_w": 264,
	"mask_h": 264
}]
</instances>
